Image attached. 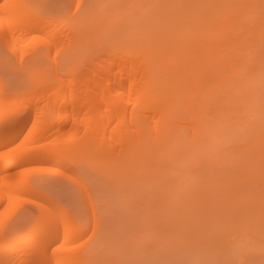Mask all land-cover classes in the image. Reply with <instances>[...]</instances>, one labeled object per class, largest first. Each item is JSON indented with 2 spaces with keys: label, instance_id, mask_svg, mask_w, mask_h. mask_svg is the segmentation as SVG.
<instances>
[{
  "label": "rangeland",
  "instance_id": "1",
  "mask_svg": "<svg viewBox=\"0 0 264 264\" xmlns=\"http://www.w3.org/2000/svg\"><path fill=\"white\" fill-rule=\"evenodd\" d=\"M14 1L48 24L12 28L0 12L5 93L30 95L35 114L44 109L53 122L56 114L46 107L43 91L49 92L58 75L71 79L94 55L103 64L106 51L137 50L150 80L160 84L157 102L166 109L161 119L138 122L143 138L131 146L135 150L122 152L125 145L116 144L99 154V147L86 151L79 142L76 152L70 142L54 175H36L48 163L43 159L19 168L38 193L60 206L66 225L82 230L66 241L67 259L51 252L59 240L46 254L71 264H264V0ZM176 37L185 52L177 57L206 66L164 68L163 60L176 51ZM52 58L63 65L58 72ZM190 80L195 89L184 91ZM130 99L127 113L135 104ZM155 121L158 127L165 123L157 134ZM80 129L73 130L74 138L82 136ZM16 200L8 205L16 209L12 223L23 216L30 222L26 227L38 224L39 210L30 211L28 220V203Z\"/></svg>",
  "mask_w": 264,
  "mask_h": 264
},
{
  "label": "bare ground",
  "instance_id": "2",
  "mask_svg": "<svg viewBox=\"0 0 264 264\" xmlns=\"http://www.w3.org/2000/svg\"><path fill=\"white\" fill-rule=\"evenodd\" d=\"M2 1L0 2V12L4 15L1 13V16H4V20L10 27L14 28L18 25L21 29H33L43 28L48 24L31 16L22 4H19L20 6L18 5L17 8L15 3L17 1L4 0L3 3ZM177 41V37L174 41H171L176 51L163 60V67L167 70L198 62L196 59L187 58L186 55L177 57L176 54L185 53L182 50V44ZM103 55L105 56L103 64H100L101 58L94 55L88 62H81L82 65L78 67V72L75 73V76H71V79L62 77V74L58 75V80H55L56 82L52 81L53 84L50 86L52 88L47 89L49 92H45L43 89V93H47L45 95L49 100H46L48 103H46V107L48 106V110L56 114L54 115L56 119L53 122L48 121L44 109L40 112L41 115L35 114L33 102L30 98H27L30 95L25 94L27 96L21 99L20 97H18L19 99L12 97L10 93H5L7 91L4 92L5 89L3 90L0 83V264H63L64 260L65 263H68V260L66 261L67 257L63 253L71 248L66 246L65 243L71 242L69 241L71 238V240H74L73 237L77 238L75 236L82 231L77 226L70 228L68 224H65L67 217L66 214L60 213V206L58 207L49 196L38 193L33 186L34 183L30 182L32 185L28 183L27 176H24L25 179L21 175L22 172H19L21 166H24L30 160L43 159L48 163L45 166H39L36 175H54L58 169L57 159H66L67 149L72 142L77 147L76 149L71 147V149L74 148L76 152L79 142L80 145L85 146L86 151H88L86 147H99L96 153H99V150L103 147V149H106L105 151L110 148L109 151L111 152L116 144L121 145V149L124 147L122 150L120 149L122 152L131 150V146L135 147L136 143H141L140 140L143 138L139 137L143 136V132L138 125L141 119L150 118L151 116H154V118L159 116L158 118L161 119L166 116V109H163L157 102L158 92L156 90L160 84L150 80L146 59L142 52L137 50H121L118 53L106 51ZM198 63L202 67L207 64L201 61ZM52 64L55 65H52V67L56 71L62 65H59L54 58H52ZM188 88L195 89V85L191 80L186 81L184 91ZM248 93L249 91L245 93L246 99L251 98L249 97L250 93L249 95ZM131 95L134 96L131 99L135 102V104L133 103L135 106L133 105L134 108L132 107L127 113V99L129 100ZM193 95H198V93L194 92ZM25 100L27 103L29 100L30 102L24 105ZM249 104L247 102L244 104L246 109L250 107L251 104ZM44 106L43 108H45ZM28 121H31L29 123L31 125L26 134L18 142H15V138ZM155 122L154 132L157 134L160 133V128H163L165 123H161L162 127H158L160 121ZM78 127H81L82 132L77 133L82 136L79 138L76 135L80 141L75 143L77 138H74L73 130ZM53 128H56L55 132H52ZM67 128L70 129V133L67 132L68 134L64 135L66 138H61V133ZM109 151L104 152V154L109 153ZM83 155L80 154V156ZM64 174L65 172L62 173V175ZM68 174L64 176L67 177ZM23 193L27 194L28 197L20 196ZM29 195L36 196V198L40 197L38 199L45 202L36 201ZM20 198L28 203L27 212L30 214L27 216L28 220L34 214L30 213L33 209H38V212L41 213V219L38 217L37 221L39 223L36 225L34 223V227L32 224H30L32 227L30 225V228L26 227L30 222L26 220V225L22 219V214V217L17 216L20 218L17 223H12L13 220H17L16 213L12 217L16 209L8 205H14V201L16 199L20 200ZM4 203L5 206L2 207ZM51 206L57 207L54 208L57 211L54 212ZM8 207L9 209H15L9 215L7 211L12 209L9 210ZM7 226H9L8 229ZM12 226H17V228L10 232ZM22 227L27 229L24 234L20 231ZM16 234L19 236H15ZM56 240H59V244L56 243L58 245L55 244ZM51 243L55 244V247L51 248L54 257L57 253L58 255L63 254L62 258L66 257V259L63 260L60 257L59 260H54L56 258L52 257L51 253L50 255L49 253L46 254L50 250ZM66 247L69 249L66 250ZM71 258L73 260V257Z\"/></svg>",
  "mask_w": 264,
  "mask_h": 264
}]
</instances>
